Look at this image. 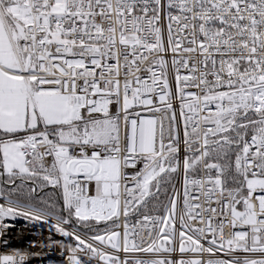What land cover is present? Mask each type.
<instances>
[{"label": "snow or ice", "instance_id": "snow-or-ice-1", "mask_svg": "<svg viewBox=\"0 0 264 264\" xmlns=\"http://www.w3.org/2000/svg\"><path fill=\"white\" fill-rule=\"evenodd\" d=\"M21 219L68 264H264V0H0V246Z\"/></svg>", "mask_w": 264, "mask_h": 264}, {"label": "built area", "instance_id": "built-area-1", "mask_svg": "<svg viewBox=\"0 0 264 264\" xmlns=\"http://www.w3.org/2000/svg\"><path fill=\"white\" fill-rule=\"evenodd\" d=\"M14 223L16 227L10 229L13 235L8 238L11 246H0V250L5 252L30 251L33 255L30 256L29 264H68L66 255L68 242L64 241L61 243L64 238L53 233L56 243H48L46 241L49 235L47 225L39 229V227L24 228L25 221L22 219ZM21 236L24 237L23 241ZM33 241H36V243L33 244ZM36 253L40 255H36Z\"/></svg>", "mask_w": 264, "mask_h": 264}]
</instances>
